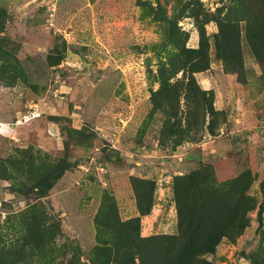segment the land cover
<instances>
[{
    "label": "rangeland",
    "instance_id": "rangeland-1",
    "mask_svg": "<svg viewBox=\"0 0 264 264\" xmlns=\"http://www.w3.org/2000/svg\"><path fill=\"white\" fill-rule=\"evenodd\" d=\"M256 1L0 0V261L98 264L102 208L131 220L145 193L141 237L178 235L175 183L197 172L248 200L242 234L202 259L264 264ZM51 163L69 169L49 180Z\"/></svg>",
    "mask_w": 264,
    "mask_h": 264
},
{
    "label": "trees",
    "instance_id": "trees-1",
    "mask_svg": "<svg viewBox=\"0 0 264 264\" xmlns=\"http://www.w3.org/2000/svg\"><path fill=\"white\" fill-rule=\"evenodd\" d=\"M256 2L264 6V0ZM255 17H259V14ZM261 43L256 41L255 52L262 64L264 50L259 51L256 46ZM192 80L196 82L193 77ZM197 92L206 98V92L199 87ZM49 167V180L55 176L61 177L69 169L66 165L58 168L56 163H51ZM208 182L206 174L197 172L176 180L175 193L180 222L179 234L175 236L141 237L142 217L147 216L152 207L151 195L145 193L143 198L139 195L140 215L128 221L121 219L116 202L111 201L102 208L99 215L103 220L101 225L105 222L109 233H102L103 237L107 236L111 240L99 238L100 243L95 253L99 258L102 257V261H98V264H137V260L140 264H208L202 259L204 255L215 252L223 238L234 239L248 226L245 218V208L248 206L247 187L244 183L236 180L232 186H217L214 181L211 184ZM145 198L150 206L148 210L142 205L146 203ZM262 211H259V218ZM32 223L29 222L27 227ZM9 260V257L7 260L3 259L0 264H10Z\"/></svg>",
    "mask_w": 264,
    "mask_h": 264
},
{
    "label": "crops",
    "instance_id": "crops-1",
    "mask_svg": "<svg viewBox=\"0 0 264 264\" xmlns=\"http://www.w3.org/2000/svg\"><path fill=\"white\" fill-rule=\"evenodd\" d=\"M206 82V85H207V83L208 82H210L208 79L205 81ZM39 120H40V118H39ZM41 120H42V118H41ZM0 125H2L3 126V128H5V127H7V126H9L10 124H2V123H0ZM54 125V124H53ZM39 126V121H38V119L36 120V121H33V122H31V125H30V129L32 130L33 128H37ZM55 126V125H54ZM29 129V130H30ZM40 146H42V145H40ZM137 216H139V213H138V215ZM136 217V216H135ZM145 217V216H144ZM143 218V217H142ZM148 217H146L145 219H147ZM145 220L143 219V229L145 228L146 230V234H145V232H144V236H146L147 235V228H148V226H147V224H146V221L144 222Z\"/></svg>",
    "mask_w": 264,
    "mask_h": 264
},
{
    "label": "built area",
    "instance_id": "built-area-1",
    "mask_svg": "<svg viewBox=\"0 0 264 264\" xmlns=\"http://www.w3.org/2000/svg\"><path fill=\"white\" fill-rule=\"evenodd\" d=\"M37 112L38 111H34V112H31L28 115L24 116V120L25 121H30L31 119H34V118L38 117L39 114Z\"/></svg>",
    "mask_w": 264,
    "mask_h": 264
},
{
    "label": "water",
    "instance_id": "water-1",
    "mask_svg": "<svg viewBox=\"0 0 264 264\" xmlns=\"http://www.w3.org/2000/svg\"><path fill=\"white\" fill-rule=\"evenodd\" d=\"M68 55L69 56H71V55L76 56V57H78L79 59H81L83 61V58L81 57V55H79V54H77V53H75L73 51H69Z\"/></svg>",
    "mask_w": 264,
    "mask_h": 264
}]
</instances>
